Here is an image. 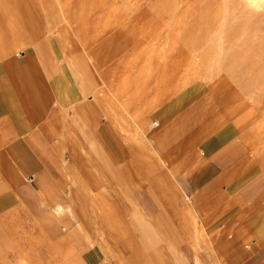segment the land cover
Listing matches in <instances>:
<instances>
[{
	"label": "crops",
	"instance_id": "crops-1",
	"mask_svg": "<svg viewBox=\"0 0 264 264\" xmlns=\"http://www.w3.org/2000/svg\"><path fill=\"white\" fill-rule=\"evenodd\" d=\"M0 19V264H264V168L213 86Z\"/></svg>",
	"mask_w": 264,
	"mask_h": 264
},
{
	"label": "rangeland",
	"instance_id": "rangeland-1",
	"mask_svg": "<svg viewBox=\"0 0 264 264\" xmlns=\"http://www.w3.org/2000/svg\"><path fill=\"white\" fill-rule=\"evenodd\" d=\"M6 8L16 33L62 26L82 52L129 54L137 85L207 82L264 168V0H0Z\"/></svg>",
	"mask_w": 264,
	"mask_h": 264
},
{
	"label": "built area",
	"instance_id": "built-area-1",
	"mask_svg": "<svg viewBox=\"0 0 264 264\" xmlns=\"http://www.w3.org/2000/svg\"><path fill=\"white\" fill-rule=\"evenodd\" d=\"M157 123L156 120H152V124L155 125Z\"/></svg>",
	"mask_w": 264,
	"mask_h": 264
}]
</instances>
